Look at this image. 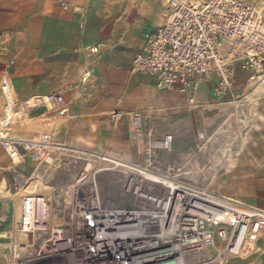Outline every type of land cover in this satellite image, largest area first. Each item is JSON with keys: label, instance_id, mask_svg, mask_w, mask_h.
I'll return each instance as SVG.
<instances>
[{"label": "built area", "instance_id": "obj_1", "mask_svg": "<svg viewBox=\"0 0 264 264\" xmlns=\"http://www.w3.org/2000/svg\"><path fill=\"white\" fill-rule=\"evenodd\" d=\"M164 1L166 22L144 34L131 72L156 75L161 89L182 93L196 92L201 78L214 76L220 96L234 95L237 64L250 73L249 80H264L261 7L245 0ZM86 50L99 53L98 46ZM1 92L5 112L0 120L5 121L2 127H7L15 106L12 83L7 77L1 81ZM41 100L67 112L60 92ZM127 120L129 139L141 157L138 163L128 162L130 172H123L115 182L118 194L104 198L97 175L107 170L99 168L102 162L97 155L103 154L95 153L78 176L47 191L38 189L22 196L10 241L0 247L5 264H208L209 258L212 260L209 246L218 251L213 258L216 260L255 251L264 231V207L206 191L205 196L222 204L208 211L198 209L194 197L189 200L186 193H199L203 187L189 184L188 178L169 176L179 170L174 172L168 162V136L153 138L137 111L127 112ZM33 139L37 141L10 140L19 155L36 151L37 144L44 152L51 143L48 134ZM4 146L7 149L6 142ZM158 178L170 186L159 181L163 189L157 194L154 180ZM224 206L232 213L231 221L214 222L205 216L213 210L224 212ZM209 236L213 243L207 241ZM216 237L225 243L223 248L216 247Z\"/></svg>", "mask_w": 264, "mask_h": 264}, {"label": "crops", "instance_id": "obj_2", "mask_svg": "<svg viewBox=\"0 0 264 264\" xmlns=\"http://www.w3.org/2000/svg\"><path fill=\"white\" fill-rule=\"evenodd\" d=\"M254 3L264 10V0ZM166 12L164 0H0L1 115L5 112L4 77L11 81L15 99L7 133L25 139L47 133L61 145L57 150H94L137 163L140 155L128 137L127 112L159 116L162 130L169 132L173 126L185 127V107L193 104L207 107L211 126L220 125L217 116L223 108V121L246 111L241 122L251 124L243 135V150L254 161L264 162V80H249L250 73L237 64L233 90L241 99L235 101L230 96L215 97L213 76L201 78L196 92L182 93L161 89L156 75L131 72L144 34L163 26ZM89 46H98L99 53L86 50ZM58 92L66 113L41 100ZM37 98L39 102L30 105ZM175 110L176 119L170 125ZM241 128L244 131L246 126ZM221 141L217 138L213 143ZM27 156L14 161L0 141L2 248L10 241L19 216L21 189L33 176L27 172L31 166ZM45 169H40L43 178ZM60 184L52 182L48 188ZM5 263L0 255V264Z\"/></svg>", "mask_w": 264, "mask_h": 264}, {"label": "rangeland", "instance_id": "obj_3", "mask_svg": "<svg viewBox=\"0 0 264 264\" xmlns=\"http://www.w3.org/2000/svg\"><path fill=\"white\" fill-rule=\"evenodd\" d=\"M245 1L256 2L260 0ZM214 95L216 98L220 99L227 96H230L235 101L241 99V95L238 92H234V95H232L231 93H227L220 96L216 92V87L214 89ZM239 109L241 108L239 107ZM184 112V119L186 121L185 127L179 129L177 128V126H173L170 127L169 132H165L162 130L163 122L161 121L159 116L150 115L145 118L144 115L139 112L141 114V122H143L144 127H146L147 129H151L153 138L162 139L166 136L171 138V147L167 152L169 156L168 162L170 164V168L173 170L177 168H183V163L186 162V171H192V173L194 171V174L196 176V178H193L191 176L187 177V182L189 184H192L193 186L203 187V191L201 192L206 193V191H210L222 197L225 196V198L229 200H241L255 206L257 205L260 207H264V162L254 161V157L246 155L243 150V135H245V132L249 130L251 124L249 122H244L245 124L241 122V120L245 118L247 112L244 111L241 113V111H239L237 116H233L232 120V116H228L229 119L223 121L222 119L225 117L226 112V110H224L223 108L221 109L220 115L217 116L220 123V125L218 126H211L209 120L210 112L208 111L207 107L204 108L202 106H195L192 104L189 107H185ZM175 117L176 110L174 111L173 118H169L170 125L175 122ZM233 121L236 123H240L238 124L239 126H236ZM11 123L12 120L8 125L11 126ZM242 125L246 126L244 131H242ZM9 126H1V128L8 132ZM8 136L14 137L11 134H8ZM49 137V141L51 142L49 145L58 147L61 146L56 145V141L53 140L50 135ZM176 138L179 139L178 142H182V144H176ZM217 138L227 140V147L224 145L220 146V143H213V140ZM130 142L135 147L138 153L136 146L132 143L131 140ZM59 150L57 151L56 149H51L50 147H48L45 150L44 154H42L43 156L41 155L42 157L34 155L33 151L26 152L28 156L25 159L26 161L29 160V165L31 164L27 172L29 173V175H33L30 181L36 180V187L34 190L39 189L47 191L52 182L64 183L68 179L78 176L80 174L79 172L81 168L90 163V159L93 157V155L95 153H98L94 150L87 151L77 149L80 151L71 154L69 153V157L66 156L67 152L63 151L60 148ZM223 151L225 153L229 151L232 155L224 161L222 167H218L217 171H214L215 176L213 178H211L210 180L208 178H205L203 172L207 171L212 166L215 158H218L219 156L225 154ZM26 153H21L19 157H21L22 154ZM82 153H84L85 155H83ZM113 157L118 158L116 156ZM118 159L122 160L121 158ZM123 162L128 163V161ZM43 167L44 169L45 167H47L45 169L46 178H43L44 174H40V169ZM37 168L38 171L36 172ZM176 171L177 170H175L174 172ZM123 172L125 171L109 169L107 171H102L97 175V182L99 183V188H101L105 199L109 198V196L115 197L116 194H118L119 185L115 182L121 178ZM172 174L170 173L169 176H171ZM38 178L40 179L38 180ZM261 233L262 235L259 238V242L255 251L245 256L229 257L227 259L226 257H221L216 260L213 258L218 256V251L214 247L209 246L208 251L210 257L212 258V260L210 261H216L215 263H217L219 260H221L223 261V264H264V231H262ZM224 245L225 243L221 241L220 238L216 237V247L223 248Z\"/></svg>", "mask_w": 264, "mask_h": 264}, {"label": "bare ground", "instance_id": "obj_4", "mask_svg": "<svg viewBox=\"0 0 264 264\" xmlns=\"http://www.w3.org/2000/svg\"><path fill=\"white\" fill-rule=\"evenodd\" d=\"M10 109L8 110V112L10 113ZM5 121H3V120H0V138L2 139V141H4V142H6L7 143V149H8V151H9V153H11V155H12V158L14 159V161H16V162H18L19 161V154H18V152H17V150L15 149V147H14V145H13V143L11 142V137L12 136H8V133L6 132V131H4V129H2L1 128V126H3V123H4ZM168 139V144L169 145H171V138L170 137H167ZM225 138V137H224ZM31 141H37V139H32ZM227 140H224V139H222V141L220 142V146H222V145H224V146H226L227 147ZM168 145V146H169ZM35 146V145H34ZM37 146H38V148H36V151H34V155H38V154H40V153H43L44 154V152H42V150H41V147H42V145L41 144H37ZM47 146V148L48 147H50L51 149H58V146H53V145H46ZM171 147V146H170ZM225 147V148H226ZM60 149H62V148H60ZM170 149V148H169ZM63 151H65V152H67V154L66 155H70L71 153H75V152H77V151H75V152H73V151H69V150H66V149H62ZM58 151V150H57ZM141 152H142V150H140ZM140 152V153H141ZM224 152V151H223ZM70 153V154H69ZM225 153V152H224ZM83 155H85L84 153H82ZM232 154L231 153H229V152H226L224 155H222V156H219L218 158H215V160H214V162H213V164H212V166L207 170V171H204L203 172V175H204V177L205 178H208L209 180L211 179V178H213L214 176H215V172L214 171H217V168L218 167H222L223 166V163H224V161L225 160H227L230 156H231ZM32 156V155H31ZM43 156V155H42ZM41 156V157H42ZM98 156V159H100V161L102 162V164L99 166V168H100V170H109V169H118V170H124V171H128V172H130V170H131V168L128 166V164L125 162H123L122 160H120V159H118V158H115V157H113V156H111V155H105V154H103V155H97ZM218 156V155H217ZM92 159H93V157L90 159V161H92ZM189 161V160H188ZM183 168H180V169H178L179 170V173H174V174H172L171 176H172V178H175V179H178V178H181V177H183V178H187V177H193V178H196V176H195V174H194V171H193V173H192V171H186L187 170V163L186 162H184L183 163ZM90 166V165H89ZM177 177V178H176ZM39 180V179H38ZM36 181V180H35ZM35 181L34 180H29L28 182H27V185L26 186H24L22 189H21V193H23L22 194V196H24V195H27L29 192H33V191H35L34 189H35V187H36V185H35ZM155 181V184L156 185H154V192H156L157 194L159 193V192H161L162 191V189H163V187H161V185L160 184H158V182L159 181H161L162 182V185L165 183L167 186L169 185L170 186V184H167L166 182H164L163 180H161V179H155L154 180ZM164 182V183H163ZM169 183V182H168ZM158 184V185H157ZM168 186V187H169ZM178 186H174L173 187V189L174 188H177ZM205 193L204 192H199L198 193V191L197 190H192V192H188V193H186V195L188 196V198H189V200H191L190 198H193L194 200V202H195V205H196V207H198V209H200V207H202V208H204V209H206V211H208V210H210L211 209V207L213 206V205H215V206H217V205H219V204H222V203H219L215 198H213L212 196H205L204 195ZM192 196V197H191ZM192 201V202H193ZM22 202V201H21ZM21 202H20V204H19V211L21 212ZM222 209H225L224 210V212L223 211H214L213 209V214H210L209 212H208V214L206 213L205 214V216L208 218V216H209V218L211 219V221H214V222H218V221H220V220H224V219H226V220H228V221H231L232 220V213L230 212V209L227 207V206H224V208L222 207ZM18 212V211H17ZM19 212V213H20ZM207 241H210V242H214V239L212 238V236H209L208 237V240ZM220 251H222V249L220 250ZM203 254L206 256V252H203ZM216 261H210V258H209V262H207L208 264H223V261H221V260H219L217 263H215Z\"/></svg>", "mask_w": 264, "mask_h": 264}]
</instances>
